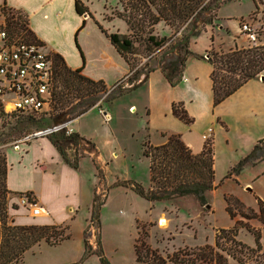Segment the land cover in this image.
I'll list each match as a JSON object with an SVG mask.
<instances>
[{"label": "trees", "instance_id": "obj_1", "mask_svg": "<svg viewBox=\"0 0 264 264\" xmlns=\"http://www.w3.org/2000/svg\"><path fill=\"white\" fill-rule=\"evenodd\" d=\"M230 1L233 0H118L119 9L114 12V16L124 22L129 34L103 32L129 67V74L125 79L107 87L102 81H94L82 75L81 69H70L60 56L53 54L49 116L38 117L41 114L39 113L9 115L1 119L12 118L15 121L14 127H33L30 130L49 126L52 119L61 114H67L68 121H71L85 114L104 93L108 92L103 102L112 103L123 94L134 91L146 82L148 75L155 70H160L170 86H176L182 79L187 58L194 55L189 49L192 39L199 36L207 25H213L217 19L218 8ZM253 2L257 9L256 2ZM75 9L79 15L86 12L78 0L75 1ZM9 11L17 20V29L25 32L27 40L39 43L25 27V16L18 11ZM159 23L170 30L169 36L160 37L154 34V28ZM262 39L264 30L261 32V39L256 37L257 43L248 48L207 53V61L212 67L210 78L213 106L231 96L247 81L257 79L262 74ZM76 47L78 48L77 43ZM143 59L145 61L142 62ZM140 77L143 78L137 83ZM123 82H126L127 88L121 86ZM171 110L173 116L180 121L187 125L192 123L180 103L172 104ZM161 135L165 138L161 145L153 146L147 139L142 143L143 156L149 161L150 186L148 192L137 188L138 193L150 204L192 197L199 206H207V195L216 188L212 143L204 142L202 150L194 154L179 135ZM48 138L65 161L67 159L61 145L70 140L76 143L78 139L73 134H58ZM261 160H264V138L256 142L251 151L230 169L226 177L235 176L244 166ZM6 173L5 155H0V264H21L24 253L33 247L41 243L56 246L68 240L69 227L65 224H16L8 213L7 195L11 193L6 188ZM23 195L33 199L29 193ZM256 201L258 209L254 212L236 197H224L225 209L229 216L233 218L239 215L242 220L233 228L217 230L213 246L177 250L164 258L157 250H152L144 244L138 236L134 241L136 261L142 264H228L227 260L230 258L236 264H264L260 231L248 225V221L253 219L264 225V203L259 199ZM243 220L245 222H242ZM241 228H245L253 236V247L237 240ZM89 253L90 250L84 242L82 259H86ZM102 254V249L98 246L100 264H109Z\"/></svg>", "mask_w": 264, "mask_h": 264}, {"label": "crops", "instance_id": "obj_2", "mask_svg": "<svg viewBox=\"0 0 264 264\" xmlns=\"http://www.w3.org/2000/svg\"><path fill=\"white\" fill-rule=\"evenodd\" d=\"M75 1L0 0V3L7 9L24 15L28 29L39 44L50 56H60L70 69H81L82 75L94 81H102L107 87L123 81L129 74V67L103 31L107 34H122L126 28L113 32L108 26L102 25L99 15L88 6L87 0H78L86 12L83 15L77 14ZM216 17V27L207 25L199 36L192 39L189 49L194 55L187 58L182 79L176 86H170L160 70H155L148 75L146 82L138 87L147 90L148 104L145 111L148 124L160 138H163V133L179 135L191 152L198 154L204 143L201 136L211 129L209 137L212 140L214 171L218 145H221L225 154L234 161L245 157L256 142L264 138V80L261 79L264 78V71L257 79L247 81L231 96L213 106L210 78L212 67L207 61V53L213 51L212 49H223L226 52L234 48L245 49L248 43L241 30L228 22L232 17L218 18V12ZM217 28L233 35L227 45L226 41L219 38V41L216 40L214 34ZM178 103L192 120L191 124L187 125L173 116L172 104ZM132 107L131 105L129 108ZM92 112L104 114L108 120L112 118L107 111L102 114L96 108L86 113ZM83 115L77 119H84ZM70 129L78 139L76 143L70 140L61 145L67 161L62 158L49 138L36 140L27 146L20 145L17 149L11 147L5 150V183L11 198L18 200L21 194L29 193L37 206L43 209L40 215L30 219L19 214L15 221L17 224L68 225L67 223L74 220L82 210L86 196H89V202L94 187L91 179L93 167L100 169L102 157L96 144L82 130V126L78 131L71 127ZM163 139L154 146L162 144ZM79 143L89 149L83 150L85 155L77 158L75 154H70L69 150ZM85 162L91 177L89 174L84 176ZM245 167L252 168V183L245 182L243 187L251 186L250 192L254 201L259 199L264 203V188L261 184V181L264 183V160ZM240 202L245 207L253 206H246L241 200ZM68 227L70 228L69 225ZM260 229L264 231V225H260ZM82 230H85L84 227ZM262 252L264 253L263 246Z\"/></svg>", "mask_w": 264, "mask_h": 264}, {"label": "rangeland", "instance_id": "obj_3", "mask_svg": "<svg viewBox=\"0 0 264 264\" xmlns=\"http://www.w3.org/2000/svg\"><path fill=\"white\" fill-rule=\"evenodd\" d=\"M254 1L257 9L253 0H233L222 4L217 10L218 18L232 17L228 21L230 25L240 30L241 25L246 24L253 30L255 37L261 39V32L264 30V0ZM87 4L99 15L100 23L108 26L109 30L114 32L126 28L124 22L114 16V12L119 9L118 0H87ZM217 21L216 19L212 23L213 26L218 25ZM215 32L216 40L219 38L226 41L225 45L232 40L231 33H226L219 28ZM170 33V30L162 23L154 28V34L160 37L169 36ZM122 34H129L127 28ZM244 38L246 39L245 36ZM246 41L248 42L246 48L257 43V40L253 44L247 39ZM262 41L264 42V39ZM212 50L226 52L223 49ZM125 83H121V86H125ZM107 94L104 93L90 109L96 108L99 113L107 111L112 117L111 120L92 112L84 114V119L71 120L73 123L71 122L69 126L75 131L82 126V130L96 144L100 151L99 155L102 157L100 169L93 167L91 179L94 187L89 202H87L89 196H86L82 210L74 220L67 223L70 226L68 240L56 246L41 243L33 247L24 253L21 264H100L98 246L109 264H142L136 261L134 252V241L138 239V236L144 244L152 250H157L164 258L177 250L194 249L204 245L213 246L217 230L233 228L242 220L239 215L233 218L229 216L225 209V196L236 197L246 206L253 205L246 208L257 212L255 210L258 209L257 202L254 201L250 192L252 187H243L245 182L252 183V168L244 166L237 175L226 177L231 166L239 160L235 159L234 162L229 158L221 145L217 146L215 152L217 155L214 175L216 188L208 193L207 206H199L192 197L167 203L147 202L137 191L140 187L143 192H148L150 186L149 161L143 156L142 143L147 139L154 146L164 138H160L149 127L145 111V106L148 104L147 90L137 88L135 91L123 94L112 103L103 102ZM131 105L133 107L129 108ZM48 113L50 110L46 109L38 117L47 118ZM59 117L68 120L67 114H61ZM14 123L12 118H0V155H5V150L11 148L14 140L33 128L20 125L17 129ZM163 140L165 142V138ZM207 142L212 143L211 137L207 139ZM80 144L69 150L70 154H75L77 158L85 155L83 150L89 149ZM111 152H113L112 156H110ZM83 170L85 177L88 174L91 177L86 162L83 164ZM261 184L264 188L263 181ZM7 197H9L8 213L14 221H17L16 217L19 214L27 219L34 218L30 214V207L20 206L18 200L12 199L9 194ZM92 215L94 217L91 219ZM160 218L166 220L165 226H159ZM248 225L260 231V243L264 247V234L262 237L264 231L260 229L262 224L253 219L248 221ZM82 227L85 230H82ZM237 240L250 247L254 246V238L245 228L239 229ZM84 242L90 250L86 259H82ZM227 261L228 264H236L230 258Z\"/></svg>", "mask_w": 264, "mask_h": 264}, {"label": "built area", "instance_id": "obj_4", "mask_svg": "<svg viewBox=\"0 0 264 264\" xmlns=\"http://www.w3.org/2000/svg\"><path fill=\"white\" fill-rule=\"evenodd\" d=\"M240 30L249 42L255 43V34L249 26L242 24ZM51 87V56L41 44L27 40L25 32L17 29L15 16L0 3V118L45 112L50 105ZM70 123L66 120L30 130L14 140L11 147L17 149L21 144L58 134L70 136L73 133ZM211 132L208 129L201 139L206 142ZM18 204L30 207L33 217L43 210L25 195L19 196Z\"/></svg>", "mask_w": 264, "mask_h": 264}, {"label": "water", "instance_id": "obj_5", "mask_svg": "<svg viewBox=\"0 0 264 264\" xmlns=\"http://www.w3.org/2000/svg\"><path fill=\"white\" fill-rule=\"evenodd\" d=\"M206 57H207V56H206ZM261 79L264 80L263 77H261ZM64 121H66V120H63V119H61V117L58 116V117H55V118L52 119L51 124H52V125H58V124L63 123Z\"/></svg>", "mask_w": 264, "mask_h": 264}, {"label": "bare ground", "instance_id": "obj_6", "mask_svg": "<svg viewBox=\"0 0 264 264\" xmlns=\"http://www.w3.org/2000/svg\"><path fill=\"white\" fill-rule=\"evenodd\" d=\"M159 226H165L166 225V220L164 218H160V221H159Z\"/></svg>", "mask_w": 264, "mask_h": 264}]
</instances>
